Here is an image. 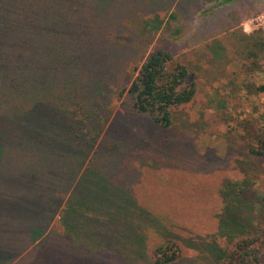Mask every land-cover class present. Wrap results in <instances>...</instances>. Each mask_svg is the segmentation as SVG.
I'll use <instances>...</instances> for the list:
<instances>
[{"label": "rangeland", "instance_id": "rangeland-1", "mask_svg": "<svg viewBox=\"0 0 264 264\" xmlns=\"http://www.w3.org/2000/svg\"><path fill=\"white\" fill-rule=\"evenodd\" d=\"M52 19L50 36L59 50L77 52L91 38L93 49L71 56L66 68L41 66L47 80L58 71L57 82L49 81L64 103H85L80 118L86 127L68 122L64 166L42 164L43 182L32 192L40 206L60 201L61 213L45 207L37 216L29 205L6 211L0 204V264H154L151 253L168 240L180 249L170 264H214L208 249L229 242L217 234L227 185L244 187V208L264 223V207L257 203L264 194V158L250 152L264 137V95L255 91L264 85V0H0V59L10 64L21 42L29 43L30 81L38 71L33 61L47 60L29 21ZM156 48L188 68L196 89L190 103L170 110L167 128L136 113L127 94L134 68ZM64 78H70L66 85ZM18 89L0 98V117L11 120L10 132L24 134L23 150L0 124V163L3 149L9 167L18 161L21 168L29 142L30 152L40 153V145L26 121L3 108L5 100L20 103ZM42 136L48 140L46 132ZM83 197L91 200L87 212L68 215L69 204L77 206ZM118 197L131 207L125 201L119 222H103ZM88 217L100 219L88 226ZM73 218L82 221L74 245L65 225ZM99 240L95 257L89 250Z\"/></svg>", "mask_w": 264, "mask_h": 264}, {"label": "trees", "instance_id": "trees-1", "mask_svg": "<svg viewBox=\"0 0 264 264\" xmlns=\"http://www.w3.org/2000/svg\"><path fill=\"white\" fill-rule=\"evenodd\" d=\"M23 7L24 5H21L20 9L23 10ZM31 9L33 8L31 7ZM29 14L35 15V12L31 10ZM29 23H31L30 26L32 28H35L33 33L41 39L38 42L40 46L39 51L45 54L47 62L42 58L33 61V68L38 71L35 72V79L32 78L30 81L25 75V70L28 66L26 58L31 55L29 53L30 48L28 47L30 44L26 41L25 44L21 42L19 48L15 49L12 53L14 58L12 61L10 60V64L7 65L6 60L0 59V98L8 97L7 95L13 87L19 88V91L20 89L22 90L23 94L21 99H19V104L5 100V105L7 102H10L13 103L11 104L13 107L11 105L8 107L4 105L3 108L5 111H14V115H17V121H26L29 127V133L37 138V144L38 146L40 145V153L30 152L32 142H29L28 149L22 155L23 160L19 159L21 168H18V161L17 164L13 162L11 164L12 166L9 167L8 162L10 158L5 156L4 150L1 149L5 161L1 162L0 166L5 172L0 175V188L2 189V192H0V204L4 205L3 208L6 211L7 208L18 210L22 207V209H29L30 207V210H36L37 216L43 215L45 207H49L52 213L57 215L62 211V208L59 209L60 201L57 203L54 199H50V201H46L44 206H40L37 203L36 195L34 196L32 192L37 191L39 185L43 182L39 174V169L42 167V164L57 162L60 169L64 166V154L62 152L61 142L64 141V133L69 128L68 122L72 125L76 123L81 129L86 127L84 120L80 118L85 103L76 102L75 98L64 103L63 96L58 91V88L52 87L49 81V79L51 81L55 79L58 71L52 72L51 78L47 80L44 77V70L41 66L54 64L66 68L71 64V56L77 57L78 54L80 56L83 53L82 51L93 49V46L91 36H88L90 39L86 42L87 48H81L77 52L59 50L60 48L52 44V37L50 36L55 28V19H52L51 22L45 23L44 25L34 24L32 20ZM69 23L71 25H77L75 28L77 30L81 27L79 23L74 24L70 21ZM37 27L40 28V31H36ZM11 35L13 37L15 32ZM11 63L13 64L11 66L12 69L10 68ZM61 72L70 74L65 69L61 70ZM134 72H136V75L127 91V94L133 101V110L138 114L147 115L162 128L169 127L171 125L170 110L190 103L196 92L195 83L188 68L184 64L177 62L169 52L161 48H156L148 54L139 67L134 68ZM69 81L70 78H64L60 83L66 85ZM28 90H30L32 97L29 96ZM255 91L257 94L264 95V85L256 86ZM26 96L29 100H26ZM65 104H68V106H65ZM6 118L0 117L1 128L6 130L8 140L17 142L20 145V149L23 150L24 134L18 135L17 133L10 132L11 120L7 116ZM43 132L47 133L48 140L43 138ZM27 133L28 131H26L25 135ZM70 135L73 138H77L75 132ZM65 141L67 142V140ZM18 152L20 153V150ZM250 152L255 157L264 158V137L257 140L256 147L252 148ZM11 159L18 158L11 156ZM46 167L44 168V174L50 171L45 172ZM56 178L59 179V173L57 174V171L55 174ZM243 188L242 186L230 187L227 185L221 192L224 205L218 219L219 228L217 234L221 238H228L229 242L223 248L213 246L208 249L214 264H264V223L260 222L258 215L253 217L251 214L253 209L244 208L240 197L244 191ZM5 193L7 194L6 196L4 195ZM30 195L33 196L30 197ZM2 196L5 197L2 198ZM86 198L83 197V200H80L77 206L69 204L65 210L69 211L67 212L68 215H70L69 213L75 215V212L80 211L85 214L91 207V200H87ZM118 198L115 199V205L113 206L116 207L115 210H111L103 222H119L122 219V215H124L122 209L125 207V201H128V206L131 207L129 200L123 197ZM98 200L105 202L104 197L102 201L98 196ZM257 203L260 209L264 207V194L258 197ZM106 206L109 207L108 205ZM86 219H90L86 223L89 226L92 220L95 223L100 218H93L91 220L88 217ZM81 223L82 221L76 218H73L72 221L65 222L68 238L71 239L73 245L77 244L76 229ZM101 247L102 241L99 240L94 243V246L89 251L93 252L96 257L95 253H98ZM63 249L68 250L66 248ZM150 257L154 264L174 263L180 258V249L176 242L164 241L154 249Z\"/></svg>", "mask_w": 264, "mask_h": 264}]
</instances>
